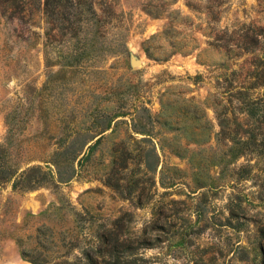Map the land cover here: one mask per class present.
Masks as SVG:
<instances>
[{
    "label": "rangeland",
    "instance_id": "374dc122",
    "mask_svg": "<svg viewBox=\"0 0 264 264\" xmlns=\"http://www.w3.org/2000/svg\"><path fill=\"white\" fill-rule=\"evenodd\" d=\"M94 2L49 46L41 12L0 5V174L42 180L0 181V264H264V118L228 87L244 57L208 45L202 3ZM222 10L264 28V0Z\"/></svg>",
    "mask_w": 264,
    "mask_h": 264
},
{
    "label": "trees",
    "instance_id": "16d2710c",
    "mask_svg": "<svg viewBox=\"0 0 264 264\" xmlns=\"http://www.w3.org/2000/svg\"><path fill=\"white\" fill-rule=\"evenodd\" d=\"M192 1L194 2L189 0L186 2V6L192 11H199L200 3L205 5L204 9L207 17L205 30L207 32H204V34L208 38V45L223 51L228 59L238 60L244 57L242 64L237 65L238 69L232 70L228 75V87H230L229 96L241 105V108H234V110L239 113H242L243 109H245L243 110L244 112H252V115H255L256 118L258 117L255 122H257L259 117L264 118V56L262 55L264 53V28L250 23H242L240 27H218L222 12H226V10H222L223 6L230 0ZM0 3L4 12L25 14L32 11L33 7H35L36 11L41 12L48 24L44 33V46H49L53 40L55 26L57 27L59 25V28L62 30L71 29V26L62 27V25L69 23L68 18L62 16V12L65 9L72 7L73 10L76 9V14L96 15L94 7L97 5L94 0H29V2L25 0H0ZM246 65L249 66L247 69L249 71L247 73L249 74L244 79L239 80L240 72ZM229 120V117H226L225 120L218 118V125L220 127L218 136L234 142L240 133L238 134L237 131L234 132L231 127L232 125L240 127V124L236 119H233L234 123H230ZM244 121L245 125L250 124V120L247 121L245 119ZM262 136L264 139V134ZM241 137H245V143L248 144L249 140L255 138V134L245 131L242 132ZM258 146H260V143ZM36 171L40 170L38 168H32L29 171L18 174V170L9 169L7 173L0 174V181L5 182L12 178L15 181V178L19 176L24 186L32 189L39 186L42 182L41 178H37L38 176H31ZM25 177H27L26 180H24Z\"/></svg>",
    "mask_w": 264,
    "mask_h": 264
},
{
    "label": "water",
    "instance_id": "95a60500",
    "mask_svg": "<svg viewBox=\"0 0 264 264\" xmlns=\"http://www.w3.org/2000/svg\"><path fill=\"white\" fill-rule=\"evenodd\" d=\"M134 65H136L137 63L136 62H133Z\"/></svg>",
    "mask_w": 264,
    "mask_h": 264
}]
</instances>
